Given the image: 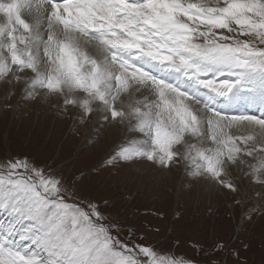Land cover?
Segmentation results:
<instances>
[{"label":"rangeland","instance_id":"obj_1","mask_svg":"<svg viewBox=\"0 0 264 264\" xmlns=\"http://www.w3.org/2000/svg\"><path fill=\"white\" fill-rule=\"evenodd\" d=\"M147 1L154 18L168 20H158L164 42L174 43L181 30L189 63L190 53L198 60L211 53L206 60L218 64L224 81L264 59V5ZM211 6L222 14L203 13ZM1 12L0 223L32 228L40 245L32 255L11 249L0 264H264V163L230 152L194 103L175 112L181 120L156 114L165 89L131 110L122 83L98 87L84 74L86 62L59 73L49 58L48 71L37 67L20 38L9 42L13 27ZM105 58L118 62L112 48ZM95 121L103 134L118 128L103 149L95 145L99 135L83 140ZM168 124L181 129L169 132ZM189 135L204 138L195 151ZM207 144L217 153L204 151Z\"/></svg>","mask_w":264,"mask_h":264},{"label":"bare ground","instance_id":"obj_2","mask_svg":"<svg viewBox=\"0 0 264 264\" xmlns=\"http://www.w3.org/2000/svg\"><path fill=\"white\" fill-rule=\"evenodd\" d=\"M177 1L172 2L176 4ZM202 1L206 4L222 5V0ZM238 1L245 5H264V0ZM151 9L147 0H0V19L4 16L1 11L6 10L5 18L10 27H13L12 30L9 29V32H12L9 42L15 43L20 38L24 44L17 42V45L26 47L34 54L37 67L46 69L44 62L49 58L51 60L49 66L53 70H59L55 72L59 73L69 63L81 66L86 62L87 70L84 74H87L88 79L97 86L104 88L106 80H109V85L112 86L117 82L116 79L122 83L121 88L123 87L125 91L121 94L124 99L131 101V104L129 103L131 110L139 107V101L145 105L152 98L151 93L155 94L165 89L162 97H158L159 109L156 114L164 112L181 120L175 112L194 103L201 110V119L205 123H213L217 132L222 133L219 140L224 138V143L230 145V152L234 153L237 150L239 159L249 155L259 162V165L264 163V59H261L260 64H255L254 68L248 64L247 72L245 67L234 69L237 79L231 76V80L224 81L223 70L219 71L220 69L216 67L218 64H215L214 60H206L212 57L211 53L199 54L198 60L196 57L198 53L189 52L195 59L189 63L191 59L185 56L187 54L184 51L185 35L181 30L174 32V43L171 45L165 43L166 34L159 32L161 27L160 25L158 27V20H163L162 23L169 26L168 20H165L164 15L154 18V11ZM4 30L7 28L0 24V38ZM109 48L115 51L118 62L112 63L105 58ZM162 48L164 53L159 52ZM169 48H173L171 53H168ZM114 59L116 60V57ZM230 63L227 64L228 69ZM189 64H193L194 67L192 65L190 67ZM217 77L219 78L216 79ZM150 84L151 88L144 90ZM148 112L154 113L152 110ZM167 128L169 132L181 129L173 124H168ZM117 129L103 134L100 124L95 121L92 126L83 128V140L99 135L95 145L103 149L105 147L101 146L103 140L106 137L117 136ZM189 137L193 142L198 136ZM210 137L215 138V133H211ZM203 141L204 138H198L193 145V151ZM259 146L262 148L259 149ZM203 150L217 153L209 144ZM143 162L146 160L141 159L140 163ZM209 182L211 188L217 186V183L210 179ZM189 191L193 192L192 189ZM39 245L32 228L16 229L11 224L6 227L0 223V257L10 256L11 249L15 248L32 255L36 253V247Z\"/></svg>","mask_w":264,"mask_h":264},{"label":"water","instance_id":"obj_3","mask_svg":"<svg viewBox=\"0 0 264 264\" xmlns=\"http://www.w3.org/2000/svg\"><path fill=\"white\" fill-rule=\"evenodd\" d=\"M205 12L208 13V14H213V15H216V14H219L220 12L214 8H208V9H205Z\"/></svg>","mask_w":264,"mask_h":264}]
</instances>
